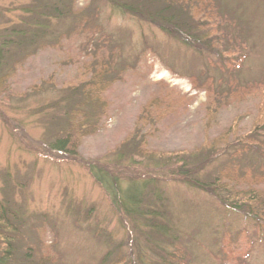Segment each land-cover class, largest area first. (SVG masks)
<instances>
[{"label":"rangeland","instance_id":"1","mask_svg":"<svg viewBox=\"0 0 264 264\" xmlns=\"http://www.w3.org/2000/svg\"><path fill=\"white\" fill-rule=\"evenodd\" d=\"M259 1H247L242 20L216 14L217 26L209 30L212 37L201 52L141 18L100 5L99 26L75 21V29L62 28L57 43L14 68L7 93L0 95V200L10 198L25 209L34 227L30 240L50 264H164L177 252L168 264H264V221L257 225L244 213L228 220L214 195L179 177L170 179L183 163L205 161L197 173L203 179L225 169L243 183L245 178L253 182L249 159H235V138L252 131L248 111L255 112L264 91V0ZM29 2L0 0V32L18 22L20 8ZM88 3L77 0L75 6L80 10ZM118 39L128 65L117 81L103 88L109 106L99 129L82 137L75 155L53 151L48 131L67 101L60 102L66 97L63 90L69 93V87L93 79L96 73L88 65L106 56ZM191 64L217 79L222 75V93L217 94L218 87L196 88L185 74L186 67L194 71ZM154 94L168 104L158 108V123L145 128L138 119L148 117ZM135 135L142 136L151 153L162 158L174 154V160L159 163L139 157L134 162L127 153L119 157L118 147L127 140L132 143ZM213 146L227 154L208 162L203 152ZM257 157L252 164L263 173ZM92 165L125 187L134 177H167L160 188L182 242L172 244L153 234L146 242L142 231L150 227L117 207L93 176ZM261 173L258 184L264 191Z\"/></svg>","mask_w":264,"mask_h":264},{"label":"trees","instance_id":"2","mask_svg":"<svg viewBox=\"0 0 264 264\" xmlns=\"http://www.w3.org/2000/svg\"><path fill=\"white\" fill-rule=\"evenodd\" d=\"M88 1L89 3L80 10H77L75 6L77 0H31L20 8L21 16H18V22L10 24L0 32V95L2 91L7 93L8 80L15 70L14 68L57 43L63 27L69 26L73 30L77 24L99 26L96 22L102 9L99 8L100 5L111 8L114 12L141 18L144 22L157 26L163 33L181 40L185 45L201 52L200 48L203 45L206 46V40L212 37L209 30L214 25L217 26L216 14L221 17H230L231 14V16L242 20L249 8L246 6L247 1L254 2L255 0H242L239 5H235V0ZM256 1L261 3L259 0ZM253 13L256 14L258 11L254 10ZM212 17L214 20H211ZM248 24L249 22L246 23V25ZM69 31L67 27L66 32ZM117 41L119 42H116V45L119 47L115 46L114 49H111L113 45H110V52L106 56L96 59L95 64L88 65L92 66L91 73H96L93 79L88 77L81 84L69 87V93L63 90L66 97L61 98L60 102L66 99L67 101L58 112L57 120L55 119L53 124L50 121L52 127L48 131L51 134L49 147L53 151L75 155L80 147L79 143L82 137L93 134L99 129L102 117L109 106L102 97L103 88L117 81L119 73L123 72L128 65L123 57V41L121 39ZM191 66L194 71L186 67L185 74L189 76L196 88L216 89L218 87L217 94L222 93L221 85H218L222 75L217 79L213 75H208L209 73L205 70L196 71L194 68L196 64H191ZM98 68L100 70L95 71ZM172 68L176 70L175 67ZM177 73H181V71H177ZM154 96L155 98L149 103L151 108L148 110V117H139L138 119L139 122L143 120L142 124L146 125L145 128L147 126L150 128L158 123L160 119L158 108L162 104H168L165 97L156 98L155 94ZM248 115L252 118L253 128L246 136L238 135L235 138V144H238L235 148V159L248 158V164H252L254 155H258L260 157H257V160L261 158V162L264 164V91L261 92L255 112L248 111ZM54 117L52 116V120ZM148 122H150L149 125ZM132 137V143H128L127 140L118 147L119 153L122 151L119 157H123L127 153L126 157H130L134 162H137L139 157L159 163L162 160H165L166 163L174 160V154L164 155L162 158L151 153V149L143 144L142 136L140 138L137 135ZM203 153L205 160L211 162L222 154H227V151L224 150L220 153L218 148L213 146L211 150L208 149ZM184 161L187 162L185 159ZM204 162L200 161L193 166L183 163L172 171L170 179L175 180L179 177L192 188L214 195L217 198L216 201H219L224 207L223 213L227 215L228 220L236 213L241 215L244 213L247 220L254 219L257 225L261 226L264 221V191L258 184L261 181L258 172L262 171L254 164H250L253 182L245 178L244 182L247 183L239 181L238 176L231 177L225 169H219L218 172L212 173L208 179H203L197 173L204 166ZM91 170L95 179L113 197L117 207L123 209L136 222L142 219L146 229L150 227V231L147 230L144 233L142 231L146 242H150L152 234L157 237L156 239L166 237L172 244L181 241L179 230L165 208L166 197L160 188V184L162 185L164 180H169L167 177L163 179L147 176L143 180L134 177L128 181L125 187L119 184V180L111 173L101 168L98 169L94 165L91 166ZM241 172L240 177L244 175V172ZM261 175L264 176V171ZM24 211L25 209L21 205L13 202L10 198L0 200V264H50L49 259H45L40 253L38 244L30 240L33 238L31 230H34V227L28 222L27 214ZM177 253L170 255L164 264L173 262ZM110 254H106L104 257L106 263ZM139 255H144L142 250L139 251Z\"/></svg>","mask_w":264,"mask_h":264}]
</instances>
